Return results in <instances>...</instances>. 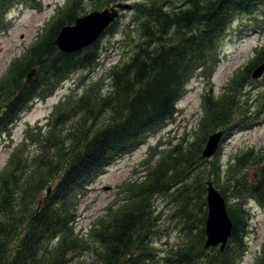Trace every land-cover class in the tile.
<instances>
[{"label":"trees","instance_id":"1","mask_svg":"<svg viewBox=\"0 0 264 264\" xmlns=\"http://www.w3.org/2000/svg\"><path fill=\"white\" fill-rule=\"evenodd\" d=\"M85 1L89 10L82 7ZM122 2L67 0L65 6L56 10L42 27L36 43L13 60L4 74V78L9 77L10 90H2L0 83L2 105L22 89L26 74L36 69L19 99L0 112V136L9 134L24 110L51 97L71 74L96 71L100 41L80 52L63 54L53 43L59 30L79 15ZM21 4L40 6L33 0H0L1 31L7 28V11ZM127 12H131L132 32L139 38L127 45L132 47L129 56L110 66L103 77L90 81L76 102L65 98L68 94L63 97L67 103L63 100L55 106L53 129L63 126L58 114L64 107L67 112H62L61 117L74 121L75 128L65 130L64 138L51 134L40 138L37 145L30 141V146L37 149L30 161L27 157L23 163L15 161L17 147L7 160L5 166L11 171L5 180L0 179V264H147L154 258L153 238L158 230V217L153 215L149 196L161 191L170 194L168 201L177 208L173 218L180 213L178 225L182 234V245L169 251L166 264H196L201 258L207 264H230L243 246L245 220L249 217L246 199L264 207V151L239 154L231 160L234 168L229 167L227 174L220 177L218 164L207 165L200 158V151L192 159L187 151L185 156L190 161H185L175 158L183 151L175 147L166 159L159 161L157 170L171 163L161 169L158 187L155 185L151 193L145 190L141 199H127V203L134 201L121 204L115 212L108 208L113 219L102 223L99 220L87 233L77 231V209L88 187L113 161L173 121L176 103L192 75L211 71L210 65L217 56L215 44L230 22L241 15H264V0H148L131 4ZM122 15L103 36L115 35ZM262 62L264 44L255 49L249 64L232 73V79L222 89L221 97L226 102H210V95L203 96L205 117L210 116L209 122L217 121L212 128L226 133L244 127L248 121L253 122L254 115L264 112V90L257 93L253 111L251 107L244 111V105L237 100V93L252 83L251 69ZM31 133L39 138L44 131L42 127L27 130L25 143L32 140ZM181 164H186L183 175L164 183ZM249 165H253L250 173L246 171ZM197 171L201 172L196 174ZM204 176L219 189L226 186L220 194L232 228L230 248L225 247L222 252L203 247ZM196 177L199 182L190 187L191 178ZM229 199L232 203L227 206ZM191 218L193 221H189ZM256 264H264V253Z\"/></svg>","mask_w":264,"mask_h":264},{"label":"rangeland","instance_id":"2","mask_svg":"<svg viewBox=\"0 0 264 264\" xmlns=\"http://www.w3.org/2000/svg\"><path fill=\"white\" fill-rule=\"evenodd\" d=\"M33 1L40 6L31 7L29 4H21L10 8L5 14L7 28L4 31L0 30V83H2V90H10L9 77L4 78L9 64L21 57L26 48L36 43V40L42 35V27L53 17L58 8L66 5L67 0ZM147 1L123 0L127 5L146 3ZM82 7L87 10L90 8L86 1L82 4ZM110 7H113V4L105 6L104 9ZM130 13L127 11L120 13V15L123 14V17H120L117 21L118 27H116L115 35H107L101 39L100 46H102V49L99 55V67L95 72L73 74L52 97L45 102H34L28 110H24L16 124L11 128L9 135L0 136V174L2 173L0 179L5 180L9 176L11 169L5 165L9 157L14 154L15 147L19 149L14 155L15 161L23 163L26 157L30 161L37 150L30 146V141L36 144L40 138L48 137L51 134H61V137L64 138L65 130H70L73 127L74 121L70 122L67 121L68 119L61 117L62 112H67V107H64L63 110L61 107L62 112L58 115H60L59 124H63V126L60 129H53L54 121L52 122V120L54 117L47 116L54 104L71 92H75L73 96L65 98H70L71 101L76 102L77 97L82 94L90 81L103 77L109 66L120 64L129 56L132 47L129 49L128 46L132 42L139 41L135 32H132L134 25L130 23ZM263 44V14L241 15L230 22L219 42L215 44L214 52L217 53V56L210 65L212 67L211 71L192 75L182 92L181 99L176 103L177 114L174 120L160 132L145 137L139 149L111 164L88 187L80 200L75 219L76 229L79 233H87L94 225H98L99 220L102 223L105 221L104 219L108 221L113 219L115 216L108 211V208H112V212H115L118 206L127 203V199L133 197L134 199H141L146 194L145 190L151 193L155 189V185L156 187L159 186V182L162 181L159 173L166 164L171 162L162 165L161 169L157 170L159 164L157 165L155 162L162 156L158 153L165 152L170 146L176 144L172 150L175 147H180L179 151H183L179 152L175 158L190 161L185 156L187 151L191 152L190 159L195 154L198 155V151L201 152L207 136L219 129L211 126L217 124V121L209 122L210 116L205 117L202 94L206 92L207 95H210V102H226L221 97L222 89L232 79V73L234 74L249 64L255 54V49ZM81 80L84 84L82 86L79 85ZM262 90H264V75L257 80L252 79V83H248L237 93V100L244 105V111L249 107H251V111L256 109L254 100L257 93ZM4 100L3 98V102ZM67 102L68 100L64 99V104ZM3 106H1L0 112ZM213 118L215 119V117ZM36 127H42L44 133H41L39 138L36 137L38 136L37 132L36 136L31 133L30 138L32 140L28 139L25 143V132L27 130L29 132L30 129ZM152 146H155V148H152ZM247 150H253L255 153L260 150L261 152L264 151V112H258L254 115L253 122L248 121L244 127L233 128L231 131L226 132L219 146L217 145L215 155L207 161V165L217 163L220 177L225 176L229 167L230 170L234 168V163L230 164L231 160ZM185 165L181 164L177 167L172 174H169L164 183L173 182L172 177H176V175L181 177L186 170ZM252 168L253 165H249L246 171L250 173ZM198 172L201 171H197L196 174ZM197 178H191L190 187L195 186V182H199ZM207 181L212 184V187L214 186L211 179L204 176L202 188L205 190V201ZM225 187L224 185L223 188ZM213 188L219 193L223 189L216 186ZM198 189L200 188L198 187ZM169 195L167 192L161 191L160 193L153 192L149 196L150 208L153 215L158 217V230L153 238L154 258L147 264H166L165 258L168 256L169 251L182 245V234L178 225L180 223L178 219L180 213L173 218V213L177 208L175 204L168 201ZM133 201L131 199V202L127 205L133 203ZM227 202V206L232 203L231 199ZM245 204L249 217L245 220L243 246L233 255L230 264H253L254 261H259L264 253V209L257 206L250 199H246ZM189 221H193V219L191 218ZM244 246H246V249H244ZM226 247L227 249L230 248L229 241ZM196 264H207V261L205 258H201Z\"/></svg>","mask_w":264,"mask_h":264},{"label":"water","instance_id":"3","mask_svg":"<svg viewBox=\"0 0 264 264\" xmlns=\"http://www.w3.org/2000/svg\"><path fill=\"white\" fill-rule=\"evenodd\" d=\"M116 9H130V5L116 4L113 7L102 11H93L89 14L75 19L72 26H64L56 35L53 43L61 53L71 54L82 50L93 44L104 29L117 17ZM34 70H31L27 75L22 86V90L32 82ZM264 74V62L257 65L251 71V78L257 80ZM22 90L18 92L12 100L4 106V109H9L20 97ZM223 131H217L208 136L204 148L201 152V158L208 159L216 151ZM206 205L207 218L205 220V248L215 247L220 245L222 251L228 237L231 234V221L227 216L224 199L212 187L210 182L206 183ZM49 189H47V194Z\"/></svg>","mask_w":264,"mask_h":264}]
</instances>
